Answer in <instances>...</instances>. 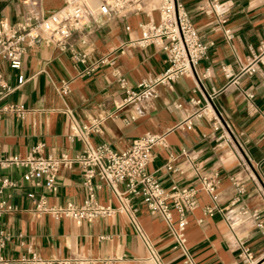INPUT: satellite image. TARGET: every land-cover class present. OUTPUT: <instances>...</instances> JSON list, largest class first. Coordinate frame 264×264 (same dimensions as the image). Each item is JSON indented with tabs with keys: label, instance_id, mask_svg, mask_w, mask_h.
<instances>
[{
	"label": "crops",
	"instance_id": "1",
	"mask_svg": "<svg viewBox=\"0 0 264 264\" xmlns=\"http://www.w3.org/2000/svg\"><path fill=\"white\" fill-rule=\"evenodd\" d=\"M44 13L61 7L64 0H33ZM217 10L203 9L204 0H185L194 27L203 42L213 41L207 58L196 68L201 91L195 88L194 78L184 76L171 86L156 85L140 91L133 103H124L114 70L123 74L128 86L137 90L142 79H151L166 67L164 53L154 45L143 49L127 43L140 35L137 23L142 16L131 15L115 19L98 29L88 28L86 36L92 42L97 57L107 55L113 65L99 64L89 75L81 72L68 52L57 50L53 44L38 40L28 47L21 68L11 69L0 61L6 84L13 88L0 99L22 104L23 116L14 112H0V157L25 156L32 147L43 144V152H65L72 155L87 145L107 143L114 150H122L146 132L165 135L166 147H155L147 166L164 189L173 184L191 187L196 184V172L186 164L183 156L173 166L183 170L168 171L164 165L181 148H189L196 156L198 172L218 175L217 210L206 215L204 207L213 204L205 191L197 194L198 204L188 214L184 230L186 245L196 264H243L239 258V244L249 246L253 256H264V65L252 75H240L238 84L229 82L221 66L228 65L236 76L255 48L264 39V0H219ZM0 18L9 23L23 20L21 0H0ZM143 19L144 16H143ZM224 19L225 22L219 21ZM229 29L232 38L223 34ZM80 36L71 38L78 45ZM24 82L18 86V76ZM61 81L68 83L69 92L60 91ZM217 89L215 105L225 115L232 144L218 137L205 119L196 121L190 129H177L192 108L188 99H202V93ZM243 91L251 92L247 101ZM182 108H175L174 102ZM100 122L99 132L79 135L83 125ZM220 144L217 146V144ZM22 169L0 168V178L8 177L17 183L2 195L14 210L0 217V230L11 236L3 250L9 259H17L35 252L44 258L84 256L98 260L115 257L109 264H154L148 250L135 233L124 212L76 223L69 218L55 219L50 215L37 216L27 192H43L21 179ZM233 179L245 185V195L235 206ZM95 183L101 184L98 180ZM58 190L45 194L49 205L73 202L80 204L86 196L82 176L77 166L61 169L57 177ZM100 203L112 208L119 206L115 195L103 184L97 192ZM130 205L137 208V218L146 236L159 254L162 264H183V256L175 248L174 236L159 216L150 215L136 199ZM245 206L248 216L237 215ZM256 212L258 218L250 216ZM172 217L176 222L177 215ZM260 223V226H257ZM99 264V263H98ZM101 264V263H100Z\"/></svg>",
	"mask_w": 264,
	"mask_h": 264
},
{
	"label": "built area",
	"instance_id": "2",
	"mask_svg": "<svg viewBox=\"0 0 264 264\" xmlns=\"http://www.w3.org/2000/svg\"><path fill=\"white\" fill-rule=\"evenodd\" d=\"M23 4V20L9 23L5 18H0V61H4L13 70L21 68L23 57L28 47L33 46L38 40L50 42L62 52H68L75 64L82 66L81 72L85 75L92 74L99 64L112 66L114 61L107 55L97 57L94 53L92 42L86 36L88 28L98 29L115 19H126L131 15H140L137 23L140 35L130 40L127 45L143 49L154 45L165 56L166 67L151 79H142L137 84V90H132L123 74L114 70V76L120 90L124 93V103H133L140 91L150 90L156 85L171 86L179 78L189 76L194 78L195 88L201 91V80L196 68L199 62L208 56L213 41L203 42L199 32L194 27L191 16L187 10L185 0H64L61 7L44 13L33 0H21ZM203 9L217 10L219 0H204ZM143 16L145 19H143ZM225 22L224 19L219 21ZM226 40L232 38L229 29L223 31ZM80 36L78 45L71 43L73 36ZM250 48V55L241 66L238 75H234L228 65H222L223 75L229 82L238 84L240 75H252L261 65H264V39L258 45ZM24 82L22 75L18 76V86ZM13 88H10L0 70V99L6 97ZM60 91L69 92L68 83L61 81ZM219 91L202 93V99L190 98L188 104L191 113L175 128L190 129L193 124L205 119L215 131L220 130L219 139H225L229 145L232 139L229 135L225 115L215 105L216 94ZM247 101H251L253 94L243 91ZM175 108H182V103H173ZM0 112H14L19 117L23 116L26 108L22 104L6 102L0 106ZM100 122L94 120L89 127L83 125L79 135L85 138L87 132H99ZM220 144L218 143L217 146ZM165 135L161 133L146 132L135 138L128 147L114 150L107 143L87 145L83 150L68 155L65 152H43V144H37L25 156L8 155L0 157V168L22 169L21 179L30 184L32 188H41L43 192L33 189L27 192V197L32 203L33 211L37 216L50 215L55 219L69 218L76 223L93 221L112 216L117 212L127 214L135 233L142 239L147 250L148 259L154 264H162L151 240L146 236L137 218V208L130 205V200L136 199L144 205L147 212L153 216L161 217L174 236L175 248L183 256V264H196L190 248L186 245L184 230L187 217L197 206V194L205 191L213 204L204 207L206 215H211L217 210L218 195L216 188L218 175L203 174L198 172L196 156L189 148H181L177 156L170 157L164 168L168 171L183 170L173 166V161L178 156H183L185 162L196 174V184L191 187H179L173 184L169 190L163 188L160 180L148 172L147 166L152 158L155 147H166ZM77 166L82 176V184L86 196L80 204L65 202L63 204L49 205L46 203L45 194H55L58 190L57 177L61 169H70ZM110 190L119 206L112 208L100 203L97 192L101 184ZM235 197L231 205L240 203L245 195V185L233 179ZM17 183L8 177L0 178V217L15 209L2 195L7 189L15 188ZM177 215L176 222L172 212ZM240 216H248L245 206H240L236 212ZM250 216L257 219L254 211ZM257 226H260L258 223ZM11 236L0 230V264H109L115 257L102 260L72 256L69 258H44L35 252L28 256L22 255L17 259H9L3 255ZM239 258L243 264H264V256L256 259L249 246L239 244Z\"/></svg>",
	"mask_w": 264,
	"mask_h": 264
}]
</instances>
